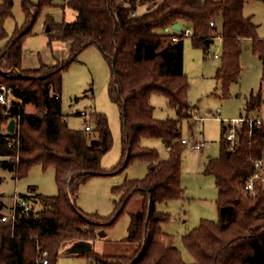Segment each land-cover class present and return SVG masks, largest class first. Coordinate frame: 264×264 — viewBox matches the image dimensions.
Instances as JSON below:
<instances>
[{"label":"trees","instance_id":"trees-1","mask_svg":"<svg viewBox=\"0 0 264 264\" xmlns=\"http://www.w3.org/2000/svg\"><path fill=\"white\" fill-rule=\"evenodd\" d=\"M22 1L28 23L12 36L5 21L13 16L15 0L0 2V41L8 39L0 49V83L13 92L11 112L21 115L20 151L8 148L0 137V156L10 159L0 164L16 178L26 177L37 165L53 167L58 193L36 194L43 209L35 212L32 207L15 224H0V264H44L45 259L47 264H58L65 244L92 243L101 237L100 232L117 222L137 193L143 196V206L132 215L127 237L137 246L135 251L130 257L96 256L98 263L264 264V183L257 182L252 192L246 190L256 172L255 162L264 158V125L252 129L245 122L237 130L235 148L230 150L228 126L223 124L221 155L208 159L205 167V173L216 179L218 220H203L183 236V244L195 262L184 261L174 236L162 228L170 214L157 208L184 195L181 178L185 144L181 142L180 124L193 111L184 67V38L164 45V39L175 34L166 29L176 22L192 28L194 45L206 50V41L213 42L217 32L223 48L216 78L228 97L230 85L242 71V41L251 40L254 53L264 58V40L258 36V26L244 15L246 2L253 0H161L145 12L138 11L145 0H64L65 6L78 13L77 18L55 22L47 17L46 24L51 27L50 42L70 43L69 60L57 68L42 64L32 70L23 68L24 44L37 18L53 2ZM212 21L221 25L219 32L210 25ZM93 45L100 48L111 66L109 93L122 111V160L111 170L101 167L102 158L113 145L106 115L95 114V136L90 137L86 131L68 126L62 108L63 72ZM153 94L164 95L177 109L178 117L155 119L150 103ZM262 95L260 91L251 96L248 112L260 107ZM29 105L37 112L28 113ZM145 138L161 139L168 147V157L162 159L156 149L144 147ZM133 161L150 162L149 173L142 180H126L115 187L121 199L112 216L87 214L79 207L80 187L90 177L116 175ZM84 254L90 256L91 250L77 255Z\"/></svg>","mask_w":264,"mask_h":264},{"label":"rangeland","instance_id":"rangeland-1","mask_svg":"<svg viewBox=\"0 0 264 264\" xmlns=\"http://www.w3.org/2000/svg\"><path fill=\"white\" fill-rule=\"evenodd\" d=\"M2 0H0L1 2ZM41 0H30L39 4ZM161 0H145L144 5L138 9L151 8ZM53 6L45 8L33 26V33L27 37L24 44L23 68L32 70L42 64L50 67L58 66L69 60L70 43L54 40L50 42L49 32H46L47 17L55 22H72L78 13L65 6L64 0H52ZM245 16H251L258 26V36L264 40V1L253 0L244 6ZM28 23L27 14L23 8L22 0H15L13 16L5 21V27L10 36L17 28ZM220 23V20H219ZM218 23L219 32L221 25ZM174 31L172 30L171 33ZM8 39L0 41V49L7 44ZM168 39H164L167 45ZM223 44L221 39L215 37L211 46L206 50L196 47L192 37L184 38V67L190 85L188 99L193 107L190 118L181 121V133L190 143L200 141L203 149L196 150L192 145H185L182 164V188L184 195L180 199L157 205L158 210L170 214V220L162 225L163 230L174 236L175 246L181 251L184 261L195 262L192 254L183 244V235L199 227L203 220H218V188L213 175L205 173L208 159L218 158L222 152V127L233 126L234 119H244L237 126L241 129L246 122L250 128L264 125V58L256 55L252 49V42L245 41L241 50L242 71L237 81L229 87L230 95H224L221 82L216 78L218 67L221 64ZM215 54L220 55L216 58ZM112 78V69L105 55L96 45L83 50L77 60L70 63L63 72L62 108L68 126L74 130L86 131L85 126L88 114L93 119V129L86 131L90 137L95 136V114H104L109 120L113 135L111 150L104 155L101 167L111 170L122 160L123 149V119L118 103L112 100L109 93V84ZM262 92V103L256 110L248 112V101L252 95ZM150 103L154 107L153 116L158 120L176 119L177 109L170 106L168 99L162 94H153ZM28 113H36L33 105L26 107ZM194 116L204 118L196 121ZM254 120L257 121L250 125ZM230 127V128H229ZM142 145L156 149L162 159L168 157V147L161 139L145 138ZM230 149V148H229ZM231 150V149H230ZM10 160L3 158L1 160ZM19 158L16 157V162ZM151 167L147 161H133L124 171L116 175H96L90 177L80 187L78 205L87 214L101 217H110L115 213L116 204L120 202L121 195L115 191L126 180L144 179ZM0 194L2 195L0 216L7 214L12 206L13 196L17 191L20 195L29 196L41 193L44 196L56 195L58 185L55 168L44 169L41 165L34 166L28 175L17 178L16 174L3 169L0 164ZM36 191H32V188ZM33 198V197H32ZM35 212L44 208L43 202L32 199ZM143 196L135 194L127 203L124 212L117 222L106 229L105 237L92 241L91 255H66L68 250L76 248V243H67L62 248V256L58 264H97L96 256L101 258L130 257L136 245L127 241L132 215L139 212L143 206ZM2 202L4 208L2 210ZM2 224V222H0Z\"/></svg>","mask_w":264,"mask_h":264},{"label":"built area","instance_id":"built-area-1","mask_svg":"<svg viewBox=\"0 0 264 264\" xmlns=\"http://www.w3.org/2000/svg\"><path fill=\"white\" fill-rule=\"evenodd\" d=\"M212 27L217 28L218 23L216 21H212L210 23ZM171 28V27H170ZM167 31V30H166ZM170 29L167 32H171ZM175 32L174 35L169 36L168 43H174L180 41L182 38L192 37L194 35L193 29L190 27H184L182 24V28L180 31L173 30ZM215 36L221 39L222 38L215 33ZM216 58H220V55L215 54ZM13 103V92L12 90L4 84L0 83V137H2L8 148H15L16 150L20 151L21 148V140H20V127H21V115L20 114H13L11 112V107ZM82 115L87 116L88 120L86 122L85 129L86 131H90L93 129V119L89 117L88 114L82 112ZM196 121H203L204 118H199L198 116H194ZM14 121L15 126L14 130H10V124ZM241 121L244 119H234L230 122L233 123V126L226 132V139L229 145V148L232 150L235 148L237 144V130L235 126H237ZM258 122L261 124V120H252L250 125L253 126L254 122ZM181 142L185 145H190V141L186 138H183ZM192 147L196 150L203 149L204 144L200 141H196L191 144ZM256 172L253 174L252 177L249 178L248 183L246 185V190L252 192L254 190L255 184L257 182L264 183V158L255 162ZM32 200L30 198L23 197L17 191L13 196L12 206L7 214L3 213L0 216V222L3 223H12L15 224L22 213L29 212L32 209ZM47 252H44V256H47ZM44 264H47L48 261L45 259L43 261ZM102 264V263H97Z\"/></svg>","mask_w":264,"mask_h":264},{"label":"water","instance_id":"water-1","mask_svg":"<svg viewBox=\"0 0 264 264\" xmlns=\"http://www.w3.org/2000/svg\"><path fill=\"white\" fill-rule=\"evenodd\" d=\"M182 28V24L180 22H176L175 24H173L171 26V28H167L166 30L169 31L170 29L172 30H177L180 31ZM51 31V27L50 25L47 26L46 32H50ZM212 43V40H207L206 41V46L210 47ZM14 126L15 123L14 121L11 122L10 124V130L13 131L14 130ZM230 154V151H228V155ZM100 236L101 237H105L106 236V232L102 231L100 232ZM77 246L76 248H74L73 250H68L65 254L66 255H72V254H81V253H85L87 251H89L92 247V243L89 242H85V241H80V242H76Z\"/></svg>","mask_w":264,"mask_h":264},{"label":"crops","instance_id":"crops-1","mask_svg":"<svg viewBox=\"0 0 264 264\" xmlns=\"http://www.w3.org/2000/svg\"><path fill=\"white\" fill-rule=\"evenodd\" d=\"M249 2H250V1H247L246 4L249 3ZM146 10H147V7L144 8V10H143L142 12H145ZM244 15H245V12H244ZM246 17H251V16H246ZM251 18H252V17H251ZM252 21H253V20H252ZM45 24H46V21H45ZM181 24H182V23H181ZM245 41H250V42H251V40H247V39H246V40H243V41H242V44H241V50H242V46H243V44H244ZM210 46H211V45H210ZM220 65H221V64H220ZM218 68H219V67H218ZM151 99H152V98H151ZM168 151H169V150H168ZM16 179H17V178H16ZM17 180H18V179H17ZM36 188H37V187H36ZM36 188H35V187L32 188V191L35 192V191H36ZM35 194H41V193H35ZM22 195H25V194H22ZM42 195H43V194H42ZM34 196H35V195L31 196V198L33 197L32 199H36ZM51 196H52V195H51ZM3 208H4V203L2 202V210H3ZM163 231H164V230H163ZM164 232H165V231H164ZM165 233H166V232H165ZM187 233H188V232H187ZM187 233H186V234H187ZM186 234H184V235H186ZM184 235H183V236H184Z\"/></svg>","mask_w":264,"mask_h":264}]
</instances>
